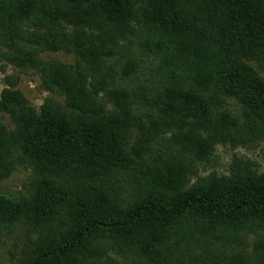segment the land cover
Wrapping results in <instances>:
<instances>
[{"label": "rangeland", "instance_id": "374dc122", "mask_svg": "<svg viewBox=\"0 0 264 264\" xmlns=\"http://www.w3.org/2000/svg\"><path fill=\"white\" fill-rule=\"evenodd\" d=\"M132 3L129 14L100 17L98 22L84 26L85 40L92 43H86L89 49L75 41V30L62 19L10 18L5 24L0 22V102L8 89L20 92L19 103L24 110L39 113L46 107L48 111L65 112L72 116L70 119L105 117L129 109L127 115L120 114L124 121L119 129L126 147L123 161L109 165L97 179L120 205L150 196L169 204L185 191L206 194L233 173L239 178L248 174L264 178V116L256 114L248 120L244 105L232 96L223 102L205 101L190 110L181 107L180 112L172 108L173 101L169 107L158 96H142L146 89L158 92L162 88L160 75L142 79L148 64L145 54L155 57L152 62L160 61L170 56L174 44L172 34L156 29L149 15L142 12L140 0ZM91 26L92 37H88ZM23 47L33 48L35 56L24 52ZM128 56L140 71L126 74L121 70ZM51 61L70 70L82 90L78 96L68 98L56 83L58 80L47 70ZM250 63L264 77V68L255 60ZM172 77L176 79L172 85L182 84L179 76ZM198 97L204 98L199 93ZM12 116L0 108V190L6 196L18 197L28 192L33 168L19 151L21 137L12 136L21 129L22 120ZM182 130L201 136L206 149L193 152L175 135ZM65 179L68 186L71 182L78 186L84 180ZM57 218L41 231L21 220H0V264H13L22 258L32 241L47 231L63 233L67 223L64 217L63 222ZM165 230L157 246L161 264H264L263 215L213 219L203 214L198 219L191 212ZM98 241L93 258L98 257L100 264L143 263L135 252L106 235L99 236Z\"/></svg>", "mask_w": 264, "mask_h": 264}, {"label": "trees", "instance_id": "16d2710c", "mask_svg": "<svg viewBox=\"0 0 264 264\" xmlns=\"http://www.w3.org/2000/svg\"><path fill=\"white\" fill-rule=\"evenodd\" d=\"M132 5V0H7L0 3V22L5 24L10 18L62 19L73 27L74 39L81 45L88 42L83 33L86 24L104 16L111 19L129 14ZM140 8L156 29L172 34L174 44L170 56L160 61L152 62L155 57L145 54L148 64L142 79L160 75L162 88L158 92L146 89L142 96H158L169 107L173 101L177 112L181 107L190 110L205 101L223 102L232 96L244 105L248 120L256 114L264 116V77L250 63L255 60L264 68V0H140ZM93 28L88 37H92ZM87 44L85 49H89ZM155 46L159 50L157 42ZM22 49L35 56L33 48ZM124 60L121 70L126 74L140 71L132 57ZM47 70L68 98L81 93L65 65L51 61ZM172 75L179 76L182 84L172 85V79L176 80ZM198 93L204 98L199 99ZM2 97L1 110L22 120L21 129L12 136L21 137L19 151L32 163L33 174L25 194L12 197L0 190V220H21L40 231L57 216L67 223H63V233L47 231L33 240L13 264H100L93 254L98 252L94 244H100L102 235L135 252L142 264H161L157 251L160 235L186 213L194 212L198 219L203 214L213 219L264 216V178L254 174L239 178L233 173L206 194L185 191L169 204L150 196L120 205L97 179L109 165L123 161L126 147L121 140L119 126L124 118L120 114L127 115L129 109L105 117L70 119L65 112L46 107L39 113L24 110L17 90L6 89ZM175 135L195 153L206 149V142L197 134L182 130ZM65 177L84 180L78 186L72 182L68 186Z\"/></svg>", "mask_w": 264, "mask_h": 264}]
</instances>
